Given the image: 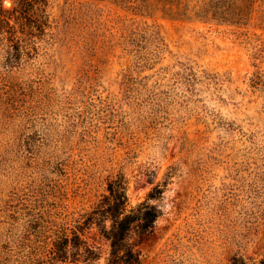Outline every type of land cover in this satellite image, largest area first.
Here are the masks:
<instances>
[{
  "label": "rangeland",
  "instance_id": "1",
  "mask_svg": "<svg viewBox=\"0 0 264 264\" xmlns=\"http://www.w3.org/2000/svg\"><path fill=\"white\" fill-rule=\"evenodd\" d=\"M45 2L0 31V264L83 222L118 176L132 207L162 192L152 231L130 236L142 264H264V0L207 17Z\"/></svg>",
  "mask_w": 264,
  "mask_h": 264
},
{
  "label": "trees",
  "instance_id": "2",
  "mask_svg": "<svg viewBox=\"0 0 264 264\" xmlns=\"http://www.w3.org/2000/svg\"><path fill=\"white\" fill-rule=\"evenodd\" d=\"M160 1L164 7L168 6V11L179 17H187L188 13L193 17L215 16L212 8L220 4V0H197L189 9L188 2L191 0ZM45 3V0H14L9 9L1 7L0 31L11 39L16 38L18 29L20 33L25 30L26 22L35 10L44 11L41 7ZM161 193L160 189L154 188L143 202L132 207L124 178L118 176L109 180L107 195L85 215L83 222L69 229L60 227L55 238H41L31 246H27L26 242L20 244L22 250L11 256L10 264H100L101 259L103 264H142L137 247L144 238L133 239L130 236L132 233L143 236L152 231L160 210L151 201L157 200ZM91 226L98 229L101 239L107 244L105 256L84 234ZM4 262L8 264L7 258Z\"/></svg>",
  "mask_w": 264,
  "mask_h": 264
}]
</instances>
